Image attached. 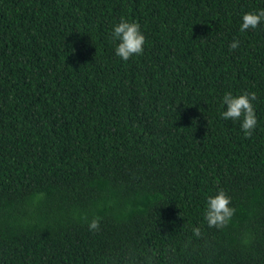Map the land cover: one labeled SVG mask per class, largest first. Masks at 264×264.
Instances as JSON below:
<instances>
[{
	"label": "trees",
	"instance_id": "1",
	"mask_svg": "<svg viewBox=\"0 0 264 264\" xmlns=\"http://www.w3.org/2000/svg\"><path fill=\"white\" fill-rule=\"evenodd\" d=\"M257 9L0 0V264H264V22L239 31ZM122 16L145 35L127 61ZM226 91L256 93L250 135ZM219 190L233 212L209 226Z\"/></svg>",
	"mask_w": 264,
	"mask_h": 264
},
{
	"label": "clouds",
	"instance_id": "2",
	"mask_svg": "<svg viewBox=\"0 0 264 264\" xmlns=\"http://www.w3.org/2000/svg\"><path fill=\"white\" fill-rule=\"evenodd\" d=\"M264 22V9L244 12L241 15L239 31L245 32L247 29L257 28L258 24ZM110 38L115 42L114 53L117 57L127 61L134 54L143 53L145 44V35L142 32L139 23L130 21L125 17H121L119 22L112 25ZM240 41L233 39L229 43V50H234L239 46ZM256 99V93L243 92L234 95L230 91H226L220 101L221 108L219 112L222 119L239 121L240 129L245 136L251 134L257 125V118L252 102ZM230 198L223 190L217 191L215 194L206 196V204L204 209V219L209 226H219L227 222L231 217L233 209L229 207ZM98 221L93 219L90 229H96ZM193 231L199 234L200 229L194 228Z\"/></svg>",
	"mask_w": 264,
	"mask_h": 264
}]
</instances>
